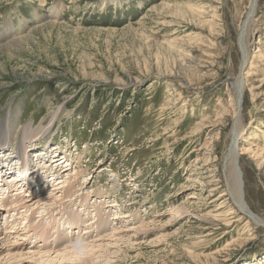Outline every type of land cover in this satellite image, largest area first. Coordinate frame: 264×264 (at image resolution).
Returning <instances> with one entry per match:
<instances>
[{"label": "rangeland", "instance_id": "rangeland-1", "mask_svg": "<svg viewBox=\"0 0 264 264\" xmlns=\"http://www.w3.org/2000/svg\"><path fill=\"white\" fill-rule=\"evenodd\" d=\"M249 1L0 0V32L9 24L17 39L35 30L0 54V120H18L9 124L12 154L60 144L80 183L91 181L92 203L120 206L104 233L100 220L82 225L95 230L89 238L111 236L95 256L68 264H264V227L221 197ZM211 4L215 29L191 17L201 6L211 13ZM59 5L57 21L45 19ZM256 12L238 146L246 202L264 221V0ZM194 58L199 66L189 68ZM66 199L36 204L31 216L59 222L83 200ZM22 222L14 214L8 242L44 250L28 244L35 230ZM116 226L140 229L112 237Z\"/></svg>", "mask_w": 264, "mask_h": 264}, {"label": "bare ground", "instance_id": "bare-ground-1", "mask_svg": "<svg viewBox=\"0 0 264 264\" xmlns=\"http://www.w3.org/2000/svg\"><path fill=\"white\" fill-rule=\"evenodd\" d=\"M210 1H213L215 3L216 1L219 2L221 0H210ZM253 1L254 0L249 1L248 4L249 6L247 8L248 13L246 18L244 19L245 21L242 27L240 28V32H239V34H241L239 40V47L243 51V60L241 61L242 64L240 68V73L232 89V96H234L232 100L233 101L232 105L234 107V119L236 120V124L233 127V134L231 136L232 143L230 144L228 149L230 153L228 154V157L226 158L224 164L227 188H226V192L221 193L222 194L221 197L224 198L227 197V195L231 196V200L233 204L239 210H242V213L244 215L249 217V219H251L252 221L254 220V222H256L258 225L261 223L262 224L261 226L264 227V221L262 220V218L260 219L258 215L253 214V210L249 208L248 203L246 202V198H245L246 195L244 194V180H243L244 178H246V174L241 166V161H242L241 156L245 154L241 153L240 147L238 146V141L241 142L242 138H244L243 133L245 130V123L243 122L241 112L243 111L244 108L243 107L244 96H245L244 91L246 88V75L248 72L247 68L249 65L248 62L250 60V49H249L250 41L248 37H249V33L252 31V27L255 22V19L253 18L255 17V13H257L256 11L258 9V0L256 1L257 4L256 5L254 4L255 5L254 7L252 5ZM58 7L60 8V5L52 8L51 15L45 16V19L49 18V20L52 21L53 23L57 21L56 17L61 16V10L58 9ZM209 7L212 9L211 13L206 10L207 7L205 8L201 6L200 8L192 9L191 17L193 19L200 21V23L201 22L206 23V25H209L211 29L212 28L215 29V26L217 25V19H219L220 16L217 14L218 13L217 7L213 6L212 4ZM202 16L208 18L210 17V20L201 19L203 18ZM6 26H7L6 30L0 32V43L3 42V44L0 45V54L4 52L3 51L4 49L5 51H10L9 50L10 47L20 44L24 42V40L26 41V38H28L30 34L35 31L32 30L31 32L26 33V35H24L23 37L16 39V38H12L13 35L14 37L16 35V33L14 34L15 31H13V28H11L9 24ZM23 30L25 29L23 28ZM5 41L6 42L8 41V43L4 44ZM200 42L203 43L204 41L201 40ZM173 47H175L174 44ZM196 58L193 59L194 65L192 62H188L187 65L189 68L192 67L195 68L196 66H199L196 63L197 61ZM17 121H18L17 119L11 120V118L9 120V117H5L2 121L0 120V167L3 165H7L6 169L0 170V175L3 173L7 175L6 177L7 181L0 183V198L2 199L6 194L5 192H3L5 191L4 186H7L9 189H12L13 191L16 192V194L23 193V196L21 198L18 197L19 200H17V202L11 201L13 202L11 203V205H8L9 202L7 204L5 202L0 203V233L3 235V236L0 235V242L2 241L0 243V264H68L69 262L70 263L74 262L72 260L80 259L81 256L84 257L89 253L90 254L92 253V257L95 256L98 252L97 248L103 247L102 245L103 242L106 239H108V237H110L111 235L105 234V236L101 238L100 237L91 238L90 236L91 238L90 239L88 235L90 233H94L95 230H91L89 227H83L84 223L90 222L92 219L100 220L99 221V224L101 225L100 227L104 229V231H102L101 234L104 233L106 230L110 229V227H107V225H105L106 217L109 218L111 216H115V218H113L112 220L116 221L117 216H119V210H120L119 204L115 202H108L111 203L109 205L107 204L108 205L107 209L110 208L108 211L105 208L103 209V206L107 203V200L103 199L104 202H102L103 200L97 198V200L94 203H92V199L89 198L91 191L86 193L84 192L89 188L88 184H90L91 181L88 182V180H86L84 182L87 183H80L82 177H79V175L82 174V172L78 171L75 173L74 164L76 163V161H72L71 157L66 153L62 151L60 152V150H62L59 147L61 146L60 144L58 145L57 148L52 146V144L45 145L44 150L38 149L37 151H33L27 147H24L23 149H19L21 148L19 147L17 151H15L17 153L12 154L13 148L9 144L15 141L16 138L14 135L16 132L10 130L11 127L9 124H16ZM12 127L14 128V125ZM16 127L15 130L17 129ZM59 148L60 150L58 152L57 149ZM65 148L67 147L65 146ZM250 150L254 153L252 149ZM30 151L32 154H30ZM62 153H64V155ZM15 155L20 157V159L22 160L21 164L20 162H16L14 164L13 157ZM257 155H260V153H257L256 156ZM33 156H35L37 159L35 160ZM35 170L38 171L39 173V177H40L39 180ZM7 171H10L11 174H8ZM80 184L83 185L82 188H79L81 186ZM85 184L87 185V187H85ZM85 194L88 196H85ZM75 196L81 197L83 199L78 203V205L76 204L78 206L77 208H74L75 205L74 204L73 206H71L70 209L66 210V213L63 212L64 209L63 211L59 210L61 219L57 223L59 224V226H61L62 224L64 229L63 234L61 233V235H58L59 237L57 236L56 238L59 247H47V248H43L44 250H41L42 248H37L34 245H32L31 248H28L27 246H25V243H22L24 247L16 246L15 244L12 243L10 244V242L7 243V238L6 236H4L5 231L2 229V226L7 224L8 222L7 216L10 217V214L12 212L16 211L20 216H22L24 220V222L22 223L28 225V227L30 228L33 227L32 229L35 230V232H37L35 234L36 237L41 238V236L48 234L50 232V229L47 226L45 227L44 224L42 226H31L32 222L35 219L33 218V216H31L32 215L31 211L34 208H36L40 203H43L42 206H47L48 204L50 205L55 203L57 204V206H60V204H63L61 202L63 198L70 199V200L66 199V202H68L69 204V202L71 203L73 201V198ZM42 197L44 198L40 199ZM35 198L36 200L39 199L38 202L36 201L33 202ZM24 200H27L29 202V206H27V203ZM90 203H92V205ZM2 204H4L3 205V208L5 209L4 211L2 210L1 207ZM36 204L38 205L36 206ZM9 206L11 207L15 206V208L9 211L8 210ZM66 208H68V206ZM106 210L110 214H107L108 212L105 213ZM6 212L9 214L7 215ZM37 216L40 215H36V218ZM128 217L129 215H126L123 218H128ZM24 224H21L22 225L21 228L26 230V228L28 227L25 226ZM117 226H119V224ZM116 227H114L113 229L114 236L112 235V237L122 234L123 232H132L133 235L131 237L134 238L137 234V230L140 229L139 226L137 227L134 226V228L132 227L128 230H121V228L119 229L118 227L117 228ZM78 229H82V231L76 232ZM64 233H70L71 235L69 236H71V239L64 240V235H65ZM39 234L41 235L40 237L38 236ZM99 234L100 233H97V235ZM84 235H86V237ZM120 239H123V237L120 236ZM46 245L47 244H44V247H46ZM90 260L91 259H84V262L88 264Z\"/></svg>", "mask_w": 264, "mask_h": 264}, {"label": "water", "instance_id": "water-1", "mask_svg": "<svg viewBox=\"0 0 264 264\" xmlns=\"http://www.w3.org/2000/svg\"><path fill=\"white\" fill-rule=\"evenodd\" d=\"M256 1H257V0H254V1L252 2L253 7L257 4ZM254 4H255V5H254Z\"/></svg>", "mask_w": 264, "mask_h": 264}]
</instances>
